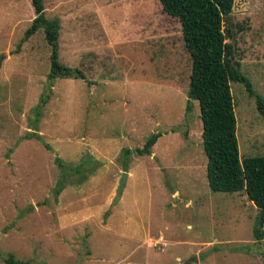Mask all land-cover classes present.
Listing matches in <instances>:
<instances>
[{"label": "rangeland", "instance_id": "rangeland-1", "mask_svg": "<svg viewBox=\"0 0 264 264\" xmlns=\"http://www.w3.org/2000/svg\"><path fill=\"white\" fill-rule=\"evenodd\" d=\"M42 3L59 62L84 79L49 80L42 30L24 37L29 1L0 0V264H264L253 203L208 189L177 19L158 0ZM223 25L264 101V0H232ZM230 92L239 160L264 154L254 97ZM154 132L148 155L131 152Z\"/></svg>", "mask_w": 264, "mask_h": 264}, {"label": "trees", "instance_id": "trees-1", "mask_svg": "<svg viewBox=\"0 0 264 264\" xmlns=\"http://www.w3.org/2000/svg\"><path fill=\"white\" fill-rule=\"evenodd\" d=\"M34 12L24 37L41 29L49 47L47 78H79L83 73L58 60V19L44 16L42 0H28ZM163 12L177 19L183 44L190 59L185 110L189 102L198 105L201 125V147L205 155V178L212 192L242 191L257 212L252 224L254 240L264 239V154L239 160L236 123L230 82H240L255 100L257 111L264 118V101L240 72L234 60L233 47L225 39L230 35L223 25L231 9L232 0H158ZM33 137L38 135L31 133ZM161 134L151 133L141 147L124 150L135 155H148L150 147ZM61 186V185H60ZM60 189V187H59ZM58 190V189H57ZM4 264H23L8 254Z\"/></svg>", "mask_w": 264, "mask_h": 264}, {"label": "water", "instance_id": "water-1", "mask_svg": "<svg viewBox=\"0 0 264 264\" xmlns=\"http://www.w3.org/2000/svg\"><path fill=\"white\" fill-rule=\"evenodd\" d=\"M125 178H126V172L123 171V172H121L120 178L118 179V182H117L116 192H115L114 198L112 200L113 202H115V200L117 199V196L119 195L121 188L124 185Z\"/></svg>", "mask_w": 264, "mask_h": 264}, {"label": "crops", "instance_id": "crops-1", "mask_svg": "<svg viewBox=\"0 0 264 264\" xmlns=\"http://www.w3.org/2000/svg\"><path fill=\"white\" fill-rule=\"evenodd\" d=\"M128 176L127 172H126V177ZM126 179V178H125ZM146 236V235H145Z\"/></svg>", "mask_w": 264, "mask_h": 264}]
</instances>
